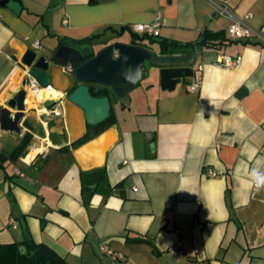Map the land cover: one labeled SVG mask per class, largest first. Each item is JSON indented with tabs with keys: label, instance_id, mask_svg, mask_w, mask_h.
<instances>
[{
	"label": "crops",
	"instance_id": "obj_1",
	"mask_svg": "<svg viewBox=\"0 0 264 264\" xmlns=\"http://www.w3.org/2000/svg\"><path fill=\"white\" fill-rule=\"evenodd\" d=\"M18 1L19 14L0 6V105L21 87L26 71L18 61L35 40L51 61L53 92L28 91L21 123L33 130L0 128V244L31 239L54 251L59 264H107L102 243L122 256L114 264H264V43L230 37L231 18L208 0ZM212 1L237 16L249 13L248 23L264 34V0ZM157 20L153 41L132 29ZM205 30L223 32L213 39L221 43L182 45ZM133 40L159 54L160 40L181 44L177 54L193 55L192 74L164 89L159 69L146 62L152 82L136 107L120 121L121 102L114 103L116 128L71 148L86 122L66 99L77 83L69 62L53 59L59 43H87L96 54ZM222 54L241 62L218 66ZM47 99L58 100L60 115H46ZM97 167H105L106 182L96 172L86 173L84 184L82 172Z\"/></svg>",
	"mask_w": 264,
	"mask_h": 264
},
{
	"label": "water",
	"instance_id": "obj_2",
	"mask_svg": "<svg viewBox=\"0 0 264 264\" xmlns=\"http://www.w3.org/2000/svg\"><path fill=\"white\" fill-rule=\"evenodd\" d=\"M0 6H6L19 14L22 6L18 0H0ZM117 56L114 57V52ZM82 53L69 45H60L53 59L64 62H77L82 59ZM17 61V56H12ZM193 55L188 54H159L154 48L146 44L134 45L124 42H114L99 50L74 70L75 78L80 83L66 94V99L83 111L85 122L96 125L107 120L111 115L112 102L110 96H95L90 93L89 84H102L108 86L115 98L127 104L129 93L138 82L150 75L152 68H158L162 88L171 90L182 76L192 74ZM151 67L145 69V63ZM22 70L26 71L21 81V87L16 90L6 101V107L0 105V128L2 130L20 132L21 126L33 130L28 120L21 123L24 118L28 91L34 93L37 88L31 86L30 77H34L41 87L50 85L51 74L49 71L51 61L45 55L31 47L26 48L18 61ZM244 92L242 90L240 94ZM57 99H47L42 102L45 108H51ZM12 109V111L10 109ZM35 110V109H33ZM111 127L116 128L113 123ZM110 127V128H111Z\"/></svg>",
	"mask_w": 264,
	"mask_h": 264
},
{
	"label": "trees",
	"instance_id": "obj_3",
	"mask_svg": "<svg viewBox=\"0 0 264 264\" xmlns=\"http://www.w3.org/2000/svg\"><path fill=\"white\" fill-rule=\"evenodd\" d=\"M141 39L146 37L149 40L153 41L155 40V36H150L146 34H139L136 33ZM215 38H223V32H212L210 30H205L202 33V37L199 41L195 43H187V44H182L183 46L187 47L189 45H192V48L194 47H212L215 45H218L221 43V40L219 42H213V39ZM89 41V39L87 40ZM160 43V53H165V54H177L180 53L178 52L177 47L181 46V44L175 43V42H165L164 40L158 41ZM63 44V41L59 43V46ZM130 44L134 45H142L143 43L137 40H133L130 42ZM64 45V44H63ZM73 47V46H72ZM76 48V46L74 47ZM77 49L82 53V59L71 63L72 66L74 67V70L76 67H78L80 64H82L84 61H86L88 58L92 57L95 52L93 48L90 46V44H84L81 46H77ZM54 60L58 62H62L67 64V62H64L63 60L55 59ZM76 85L74 88L80 83L76 78ZM90 86V93L95 96H104L108 95L110 96L111 102H112V108H111V115L110 117L105 120L102 123H98L96 125H90L86 123V131L85 133L76 139L75 141L71 142L70 147L71 148H76L83 143L87 142L91 138L97 136L100 134L102 131L110 127L113 123H115V115H114V110H113V104L118 102V100L115 98V95L112 93L111 89L102 84H89ZM73 88V89H74ZM72 89V90H73ZM122 106H126L125 104L121 103ZM52 106L51 108H53ZM60 150H69V146H65L60 148ZM19 156V150L16 149L14 150L11 154V158H16ZM96 172H99L97 181L105 183L106 182V170L105 167H97L94 168L88 172H82V181L85 184V174L86 173H92L95 174ZM85 187V185H84ZM87 187V186H86ZM87 189V188H86ZM20 244H23L25 247V252L22 253L19 249ZM64 261L50 248H48L46 245L42 243H36L31 239H26L22 241L21 243H8V244H0V264H59L63 263Z\"/></svg>",
	"mask_w": 264,
	"mask_h": 264
},
{
	"label": "built area",
	"instance_id": "obj_4",
	"mask_svg": "<svg viewBox=\"0 0 264 264\" xmlns=\"http://www.w3.org/2000/svg\"><path fill=\"white\" fill-rule=\"evenodd\" d=\"M210 2H212L214 4V6L217 9V12L220 15H227L231 18V24L228 26L227 28V32L229 34L230 37L232 38H237V39H244V38H256L258 40H260L262 43H264V34L260 33L259 31H257L256 29H254L249 23H248V19L250 18V14H245L243 16H237L235 14H233L227 6H225L224 4H220L218 2H214L212 0H208ZM160 22L157 20L155 22L152 23H135L132 25V29L134 32L139 33V34H146V35H150V36H159L160 33ZM31 48L33 50L38 51V49L40 48V42L38 40L33 41L31 44ZM114 56H117V52L114 53ZM241 62V58L240 56H235L232 57L231 55L228 54H222L220 55L215 64L218 66H222L225 68H234L236 66H238ZM66 69L69 72H73V66L71 63L66 65ZM198 70H202V65L198 66ZM30 81H31V86L36 87L37 89L34 91L37 95H39L41 93V96H43V92H50L52 91L51 89V85H48L47 87H41L37 81L35 80L34 77H30ZM201 83V76L198 74L196 75L192 82H191V89L192 90H196L199 85ZM45 108V107H44ZM45 113L46 115H54V116H58L60 115V112L58 111V109H52V108H45ZM209 174L211 175H216V172L214 171H209ZM11 222H14V220H11ZM180 247V243L177 242L176 244H174L173 246H171L170 250L172 252H174L175 250H177ZM100 250L103 254L107 255L110 258V262L107 264H114L117 260H120L122 258L121 255L116 254L115 252H113L111 249H109L107 247V245L105 243H102L100 245Z\"/></svg>",
	"mask_w": 264,
	"mask_h": 264
},
{
	"label": "rangeland",
	"instance_id": "obj_5",
	"mask_svg": "<svg viewBox=\"0 0 264 264\" xmlns=\"http://www.w3.org/2000/svg\"><path fill=\"white\" fill-rule=\"evenodd\" d=\"M147 66V63H145V68ZM151 74L148 75L145 79L138 82L136 87L129 93V100L126 106H122L120 103H115L117 106L115 108L117 109L119 120L121 121V118L123 116H127L128 113H130V109H133L136 107L134 99L138 96H141L145 93V90L148 89V87L151 85L152 79ZM146 97V96H144Z\"/></svg>",
	"mask_w": 264,
	"mask_h": 264
},
{
	"label": "bare ground",
	"instance_id": "obj_6",
	"mask_svg": "<svg viewBox=\"0 0 264 264\" xmlns=\"http://www.w3.org/2000/svg\"><path fill=\"white\" fill-rule=\"evenodd\" d=\"M53 91H51V93H52ZM50 93V92H49ZM48 92H43L42 94L43 95H47V94H49ZM28 96V95H27ZM39 97L41 96V93H40V95H38ZM28 98V97H27ZM30 99V98H29ZM31 100V99H30Z\"/></svg>",
	"mask_w": 264,
	"mask_h": 264
},
{
	"label": "flooded vegetation",
	"instance_id": "obj_7",
	"mask_svg": "<svg viewBox=\"0 0 264 264\" xmlns=\"http://www.w3.org/2000/svg\"><path fill=\"white\" fill-rule=\"evenodd\" d=\"M73 72H74V67H73Z\"/></svg>",
	"mask_w": 264,
	"mask_h": 264
},
{
	"label": "clouds",
	"instance_id": "obj_8",
	"mask_svg": "<svg viewBox=\"0 0 264 264\" xmlns=\"http://www.w3.org/2000/svg\"><path fill=\"white\" fill-rule=\"evenodd\" d=\"M116 57V56H115Z\"/></svg>",
	"mask_w": 264,
	"mask_h": 264
}]
</instances>
